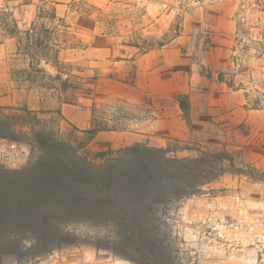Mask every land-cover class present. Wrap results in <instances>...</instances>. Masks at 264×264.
Listing matches in <instances>:
<instances>
[{"label": "rangeland", "instance_id": "rangeland-1", "mask_svg": "<svg viewBox=\"0 0 264 264\" xmlns=\"http://www.w3.org/2000/svg\"><path fill=\"white\" fill-rule=\"evenodd\" d=\"M53 1L62 2L55 5L63 19L57 20L60 57L74 64L71 82L77 87L63 98L74 103L63 115L52 91L14 81L23 61L0 28V105L13 107L4 112H17L27 101L62 139L87 144L89 157L139 142L163 149L169 158L195 160L181 169L195 184L173 192L156 211L170 257L180 264H264V0ZM39 3L0 0V22L11 11L20 25H28ZM224 19L234 28L231 51L225 68L214 74L239 93L245 112L235 119L228 111L216 113L207 134L185 141L153 132L150 123L160 103L126 86L133 82L135 61L176 44L202 56L225 30ZM78 87L92 90L86 94ZM41 97L45 102L38 105ZM94 108L109 128H117L91 138L81 132L90 128L85 126ZM21 129L23 140L0 138V166L20 169L37 156L29 128ZM61 229L66 236L49 248L34 247L30 235L23 238L0 264H132L114 253L106 227L80 221Z\"/></svg>", "mask_w": 264, "mask_h": 264}, {"label": "trees", "instance_id": "trees-1", "mask_svg": "<svg viewBox=\"0 0 264 264\" xmlns=\"http://www.w3.org/2000/svg\"><path fill=\"white\" fill-rule=\"evenodd\" d=\"M39 1L28 25H20L11 11L0 22L3 35L14 39L15 54L23 61L14 70V81L52 91L59 102L73 104L63 98L77 87L71 82L74 64L60 57L63 46L57 39L61 29L57 20L63 23V19L55 5L62 2ZM78 88L86 94L92 90ZM183 98L179 103L185 110ZM12 108L0 105V138L23 140L21 128L27 127L37 156L20 169L0 166V258L16 251L29 235L34 247L49 248L66 236L61 225L82 221L106 227L114 253L132 264H180L170 257L156 211L173 192L195 184V177L181 172L195 160L169 158L163 149L139 142L89 157L87 144L78 147L62 139L42 124L39 111L22 106L14 107L17 112H4ZM95 111L90 128L81 132L91 138L117 128H109L106 117L96 116Z\"/></svg>", "mask_w": 264, "mask_h": 264}, {"label": "crops", "instance_id": "crops-1", "mask_svg": "<svg viewBox=\"0 0 264 264\" xmlns=\"http://www.w3.org/2000/svg\"><path fill=\"white\" fill-rule=\"evenodd\" d=\"M224 24L226 28L216 43L208 46L207 50H201L202 56L186 54L184 48L176 44L150 51L135 61L133 82L126 86L136 88L147 99L150 98L152 103H160L154 109L155 116L150 123L153 132L185 141L195 133L207 134L208 126H212L211 116L216 113L228 111L230 119H235L237 113L245 112L239 93L228 88L214 74L225 68L231 51L230 38L234 28L230 19H224ZM198 46L202 47V44ZM207 69L208 76H204V70ZM180 95L186 97L185 111L180 107ZM44 102L42 97L37 100L38 105ZM71 105L63 103L58 108L64 115ZM22 106L37 108L30 106L27 101ZM89 126L91 118L85 127Z\"/></svg>", "mask_w": 264, "mask_h": 264}]
</instances>
